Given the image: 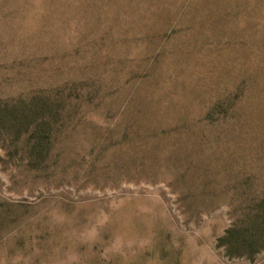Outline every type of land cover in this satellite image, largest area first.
I'll list each match as a JSON object with an SVG mask.
<instances>
[{
  "label": "rangeland",
  "instance_id": "rangeland-1",
  "mask_svg": "<svg viewBox=\"0 0 264 264\" xmlns=\"http://www.w3.org/2000/svg\"><path fill=\"white\" fill-rule=\"evenodd\" d=\"M0 264H264V0H0Z\"/></svg>",
  "mask_w": 264,
  "mask_h": 264
}]
</instances>
